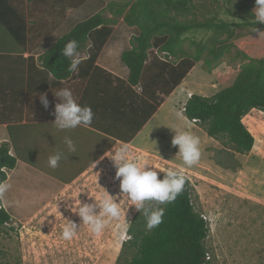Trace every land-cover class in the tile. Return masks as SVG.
<instances>
[{
  "label": "trees",
  "instance_id": "1",
  "mask_svg": "<svg viewBox=\"0 0 264 264\" xmlns=\"http://www.w3.org/2000/svg\"><path fill=\"white\" fill-rule=\"evenodd\" d=\"M197 2L205 9L203 19L196 17ZM215 6L220 10H210ZM254 6L255 0L110 1L103 10L77 22L38 61L54 79L68 78L72 73L68 71L70 59L62 52L68 41L76 40L78 51L86 52L78 69L98 68L94 66L95 60L112 32V25L122 16L128 26L137 30L130 39V48L121 52L120 60L128 70V89L132 92L130 86H141L139 110L143 126L198 61L202 60V68L210 72L226 54L232 53L243 61L232 82L210 96L192 93L182 113L218 142L219 147L208 149L213 163L235 171L241 167L237 156L247 154L254 144L243 117L252 109L264 111V54L249 57L232 41L238 27L264 30V24L254 22ZM106 11L112 16H105ZM186 42L193 47L189 53L184 47ZM153 49L167 52L176 60L152 57L148 62ZM9 148L7 141L0 144V182L7 179V171L16 164L17 157L9 153ZM184 177V190L173 202H146L153 208H165L158 227L148 230L145 216L135 212L127 228L129 238L122 243L115 264H206L204 240L209 232L208 223L196 210L192 184ZM9 220V213L0 203V225Z\"/></svg>",
  "mask_w": 264,
  "mask_h": 264
},
{
  "label": "rangeland",
  "instance_id": "2",
  "mask_svg": "<svg viewBox=\"0 0 264 264\" xmlns=\"http://www.w3.org/2000/svg\"><path fill=\"white\" fill-rule=\"evenodd\" d=\"M199 3L196 17L203 19L205 9ZM99 6L100 2L92 10ZM210 10L220 9L215 6ZM235 31L232 41L236 48L249 57L264 54V30L238 27ZM184 47L188 53L193 50L187 42ZM153 51H149L150 58L164 57L161 51ZM175 60L168 58V62ZM242 63L232 53L226 54L207 72L202 60L198 61L192 74L200 77L191 94L196 91L210 96L229 85ZM180 108L179 103L169 104L166 115L154 124L156 130L146 147L126 144L130 156L137 163H147L159 176L171 169L190 180L194 206L206 217L209 227L204 240L206 264H264V111L252 109L243 117L254 144L247 154L237 156L241 167L232 171L213 163L208 149L219 147L218 142L196 123H188ZM180 130L200 140V159L190 167L171 143L175 131ZM118 147L65 187L44 189L32 182L11 185L5 193L10 220L0 225V264H115L122 243L129 238L127 231L117 229L120 221L112 220L100 234H93L75 212L79 201L99 204L103 196L113 195L124 209L128 208L125 220L129 226L137 210L121 192L115 176L110 158ZM69 221L77 224L76 234L65 240L62 231Z\"/></svg>",
  "mask_w": 264,
  "mask_h": 264
},
{
  "label": "crops",
  "instance_id": "3",
  "mask_svg": "<svg viewBox=\"0 0 264 264\" xmlns=\"http://www.w3.org/2000/svg\"><path fill=\"white\" fill-rule=\"evenodd\" d=\"M110 1L120 2L0 0V144L9 142V153L17 157L15 167L7 171L4 182L10 185L32 182L44 189L65 187L87 173L115 147L121 144L145 146L156 130L154 124L166 115L170 103H179L182 113V106L200 77L198 73L193 75L196 64L143 126L140 125L141 86H130L132 92L128 89V70L120 60L121 52L130 48V39L137 30L128 26L122 16L112 25V32L95 60L94 66L99 69L86 71L82 67L68 78L57 80L51 72L41 68L40 55L77 22L103 10ZM99 2L100 6L92 10ZM104 14L112 16L107 11ZM79 54L80 59L86 57L85 50ZM150 60L149 54L147 61ZM64 88L72 91L80 105L91 107L90 126L69 130L55 126L54 108L59 102L56 93ZM41 93L46 94L47 108L39 99ZM158 134L156 132L155 136ZM65 137L74 141L76 151L67 149ZM57 151L64 154V159L56 168H51L48 159ZM0 203L4 208L10 206L5 193L0 196Z\"/></svg>",
  "mask_w": 264,
  "mask_h": 264
},
{
  "label": "clouds",
  "instance_id": "4",
  "mask_svg": "<svg viewBox=\"0 0 264 264\" xmlns=\"http://www.w3.org/2000/svg\"><path fill=\"white\" fill-rule=\"evenodd\" d=\"M254 22L264 24V0H255V7L252 11ZM79 44L76 40H70L63 48V56L70 59L69 72H75L81 63L78 51ZM58 103L55 104L53 123L60 130L75 129L78 126H90L93 121V111L89 106L80 105L74 98L70 89L64 88L56 93ZM39 99L44 106L48 107L46 94H39ZM70 152L76 151L74 141L65 137L64 140ZM187 166H193L200 159V140L197 136L184 130L175 131L171 141ZM64 159L60 151L52 154L48 159L51 168H56L59 162ZM116 168L115 176L119 179V187L122 193L130 199V205L146 218V227L152 230L163 222L165 208L151 207L146 204L155 201L158 205H166L173 202L184 190L185 177L175 170H167L162 178L159 172L147 165L137 163L129 154L126 144H121L112 153L110 158ZM7 182H0V196L10 189ZM113 195L103 196L99 204L78 202L75 212L81 221L88 226L93 234H100L105 226L112 220L120 221L116 225L118 230L127 231L128 223L125 220L126 211L119 202H116ZM77 224L69 221L64 225L62 236L65 240L72 239L76 234Z\"/></svg>",
  "mask_w": 264,
  "mask_h": 264
},
{
  "label": "built area",
  "instance_id": "5",
  "mask_svg": "<svg viewBox=\"0 0 264 264\" xmlns=\"http://www.w3.org/2000/svg\"><path fill=\"white\" fill-rule=\"evenodd\" d=\"M155 53H157V51H155ZM161 53H162V56H164V57H161L163 60L166 59V61H167L168 58L171 57V55H169L167 52L161 51ZM182 110H183V106H182ZM201 216H202L205 220H207L206 217H205L203 214H201Z\"/></svg>",
  "mask_w": 264,
  "mask_h": 264
}]
</instances>
